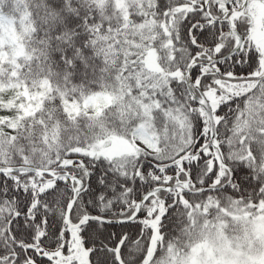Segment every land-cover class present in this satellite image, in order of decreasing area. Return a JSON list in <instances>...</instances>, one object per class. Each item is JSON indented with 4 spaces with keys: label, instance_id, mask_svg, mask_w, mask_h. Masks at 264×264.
<instances>
[{
    "label": "snow or ice",
    "instance_id": "6c2138e0",
    "mask_svg": "<svg viewBox=\"0 0 264 264\" xmlns=\"http://www.w3.org/2000/svg\"><path fill=\"white\" fill-rule=\"evenodd\" d=\"M0 264H264V0H0Z\"/></svg>",
    "mask_w": 264,
    "mask_h": 264
}]
</instances>
